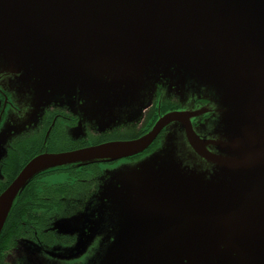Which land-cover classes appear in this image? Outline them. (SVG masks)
I'll return each instance as SVG.
<instances>
[{"label": "water", "instance_id": "95a60500", "mask_svg": "<svg viewBox=\"0 0 264 264\" xmlns=\"http://www.w3.org/2000/svg\"><path fill=\"white\" fill-rule=\"evenodd\" d=\"M0 53L2 70L26 61L19 88L30 95L54 90L59 106L68 103V92L85 98L106 91L118 125L139 118L163 83L175 95L202 87L197 97L215 103L218 117L200 134L191 118L204 112L171 110L137 138L35 155L0 194V231L35 174L140 154L173 123L201 162L187 165L179 145L176 155L167 136L162 139L145 168L152 196L140 186L124 205L152 199L155 243L126 247L124 240L110 241L105 229L108 260L99 264L131 259L141 249L146 264H222L207 252L214 247L235 254L237 264H264V0H0ZM39 106L37 112L47 103ZM134 176H141L140 168L115 186ZM96 192L82 213L97 205ZM103 202L102 210L110 209L111 199ZM86 237L69 255L49 253L75 257Z\"/></svg>", "mask_w": 264, "mask_h": 264}, {"label": "rangeland", "instance_id": "374dc122", "mask_svg": "<svg viewBox=\"0 0 264 264\" xmlns=\"http://www.w3.org/2000/svg\"><path fill=\"white\" fill-rule=\"evenodd\" d=\"M36 62L39 66V61ZM13 63L17 66L13 67L18 71L14 70L11 72L2 70L3 65L0 63L1 88L10 90L17 96L18 99H22L30 104L32 103L37 108H40L39 105L42 103H47V106H59L61 104L59 103L60 97L54 93V90L49 91L44 89L46 94L34 93L35 95H30L25 89L19 88L18 86L20 85V82L23 81V75L21 72H26V67L23 65L26 64V61L24 59H19L14 60ZM36 67H34L33 70L36 69ZM203 92L204 89L201 87L200 93L190 90L183 94L180 91L176 96L182 103L185 101L186 103H189L191 99L198 98L197 95L201 96ZM66 97L67 99L65 97L64 98L65 101H68V103L63 104L61 107H65L74 115L83 114L86 119L85 121H87V123L91 126V132L101 134L102 132H107L108 130L118 126V116H115L112 112L107 110L108 106L111 104L109 103V96L106 91L96 90L95 93L87 95L85 98L81 97V95H74L72 98L71 93L68 92L66 93ZM202 107L205 110L201 111L200 109L202 108H197L192 104H189L188 106V108L193 110L211 112L212 115H214V119H206L205 126L202 131L198 129V133L200 134L203 132H210L213 129L212 127L218 121L216 111L217 106L215 103H209L207 100V104ZM12 113L17 114L15 110H13ZM39 114L40 112L35 114L36 116L32 118L30 122L31 125L39 119ZM10 117L11 116H9L8 121L5 118L0 124V158L3 156L5 151L3 146H5L6 141L12 138L11 135L13 129L9 121ZM112 124L114 125L110 128ZM119 129L121 133H124V128L119 127ZM166 136V140L171 146H173L176 151V155H180L178 149L179 145V148L186 158L185 161L187 165L190 166L194 163L201 162V159L195 154L184 139V132L179 130V127L173 124L171 126V131L163 134L160 143L157 142L150 150L141 153L140 156L130 159H119L111 162L109 165L101 164V172L98 178L99 193L97 196V205L90 204L87 212L82 213V211H80L69 218H59L55 223L57 234L73 237L75 241L73 244L70 246H64L59 243L47 246L43 243L31 240L20 241L17 250L12 253L13 259L16 260L18 264H99L100 262L108 260L106 257L109 254L107 245L101 244L102 238H104V235L101 233L105 229H108L111 232L110 241L115 238L117 239L116 243L119 244L120 241L123 242L124 240L123 244L126 247L134 244V246L139 245V247L142 248L141 245H145L152 240L155 243L156 237L152 199H145L146 202L142 205L133 207L130 206L127 210L124 209V205L126 203L125 198L140 194L138 192H134L139 190L140 186H144L146 190L145 192H148L150 193L149 195H151V178L150 174L145 172V168L146 166H149V157L152 153H154V151H157L161 147L162 139ZM137 168H140L141 176H134V178L126 180L120 186H115L116 180L127 177L129 172H134ZM48 178L50 182H60L66 179L63 173H56ZM107 197L112 201L111 207L110 209L103 211L101 206L104 204L103 201ZM98 206H100V209L97 208ZM105 212H108V216L104 215ZM83 234L87 235V243L81 254L71 257L70 259H58L50 256L51 254L49 252L69 255L71 253L70 251L75 248L77 243H79L80 237ZM95 242H97V246L94 245ZM221 250H223L221 247H214L210 248L207 252L212 251L222 264H237V256L235 254L227 255ZM140 253L141 254H138L137 256L134 255V258L130 256L131 259H127L129 256H124V258L120 259L122 260L120 262L118 260H113V264H146L147 259L145 257V252L141 249ZM153 253L154 251H152V254ZM98 255L102 260L95 258ZM141 256L143 258H141Z\"/></svg>", "mask_w": 264, "mask_h": 264}, {"label": "flooded vegetation", "instance_id": "af4514ba", "mask_svg": "<svg viewBox=\"0 0 264 264\" xmlns=\"http://www.w3.org/2000/svg\"><path fill=\"white\" fill-rule=\"evenodd\" d=\"M156 88L157 91L152 104L148 109L143 111L138 120L126 124L121 123L116 128L108 130L107 134H95L91 132L90 124L87 123V121H84L81 116L70 113L65 107L63 108L55 105L43 108L39 114V119L31 125L30 122L32 118L36 116L35 114L39 113L36 111L34 104L18 99L10 90L0 87V124L5 118L8 121L9 116H11L9 121L13 129L11 135L12 138L6 141L5 146H3V148H5L4 154L0 158V194L13 181L14 177L22 170L28 161H30L35 155L44 153V151L53 152L49 151L52 147L68 146L64 151L75 150L76 148L87 147L89 145H97L93 144V141L97 140L99 136H107L110 134V138L106 140L107 142L111 140L118 141L133 139L128 138L129 132H141L145 128V117L150 110H153L155 104L158 105V108L156 107L157 110H154L157 115L155 121L160 115L170 112L171 110L180 111L185 108L190 110L191 108H188L189 104H192L197 108H202L200 109L201 111L205 110L202 106L207 104L206 99L194 98L191 99L189 103H186V101L182 103L166 83L158 84ZM13 110H15L17 114H13ZM213 117L214 115H212L211 112L206 111L202 113V115L192 117L191 123L193 129H195L196 132H198V129L202 131L206 119H214ZM172 125L173 123L166 128H163L151 146L148 149L141 151L140 154L150 150L157 142L160 143L163 134L171 131ZM119 127L124 128V133L120 132ZM114 135L116 138H111V136ZM36 151L38 152L34 154ZM140 154L120 159H130L138 157ZM195 154L197 155L196 152ZM113 161L117 160L99 161V174L101 172V164L109 165ZM70 167L74 170L72 172H77L78 169H80H73V165H70ZM56 173H63L66 177L65 180L60 182L67 183L77 181L78 183L83 184L82 181L78 180L79 178H74V176L69 177V171L56 170L54 172H47L43 176L35 178V180L26 188L27 192H29L30 187H33L35 190L44 184L54 185L58 183L59 181L50 182L48 178ZM99 174L97 175L98 178ZM27 192H25L24 195H26ZM54 207L55 203L53 204V209ZM29 209L32 211L30 216L23 212V215L20 214L12 219L16 224L20 223L21 227L19 226L13 232L12 245H0V264H18V262L13 259L12 253L17 250L20 241L31 240L43 243L47 246L59 243L64 246H70L75 242L73 237L63 234L58 235L56 230H52V225L58 220V218H69L75 214L62 215L58 213L46 216L44 214L45 212L41 209L33 210L35 209L34 207H30ZM48 223L49 226L47 227ZM94 245L97 246V242H95ZM50 256L54 257L52 255Z\"/></svg>", "mask_w": 264, "mask_h": 264}, {"label": "trees", "instance_id": "16d2710c", "mask_svg": "<svg viewBox=\"0 0 264 264\" xmlns=\"http://www.w3.org/2000/svg\"><path fill=\"white\" fill-rule=\"evenodd\" d=\"M158 105L155 104L153 110L149 111L145 117V128L141 132H129L128 138H137L140 135L146 133L150 127L155 122V118L157 115L154 110H157ZM163 108V106L161 105ZM157 112V111H156ZM140 117V116H139ZM83 119V118H82ZM137 118L136 120H138ZM111 130V129H110ZM108 132V131H107ZM107 132H102L101 134H107ZM111 135V134H110ZM110 135L99 136L97 140L93 141V144L105 143L107 142ZM121 137V136H118ZM111 138H116V136H111ZM113 141V140H111ZM117 141V140H116ZM68 146H55L50 148L49 151H64ZM36 151L34 154H36ZM98 162H87L86 164L81 165H73L74 168H80L77 172H72V168L67 164L66 166H56L55 168L46 169L43 172L35 174L29 180L25 187L22 188L13 200L12 206L9 209V213L5 219L4 225L0 231V245L5 244L7 246L12 245V234L20 226V223L16 224L13 222V218L18 215H23L27 213V215H31L30 207H34L36 209H41L45 213V215H73L79 213V211L83 210L84 205L89 201L90 197L93 196L98 190V174L100 166H98ZM56 170H65L69 171V177H76L78 180L82 181L83 184L78 183L77 181L72 182H58L54 185H43L34 190L33 187H30L29 192H27L26 188L30 183H32L35 178L43 176L47 172H54ZM95 172V173H94ZM94 173V174H91ZM68 178V177H67ZM70 179V178H69ZM88 189V190H87ZM25 192H27L26 195ZM55 203V207L53 209V204ZM57 207V208H56ZM16 224V225H15ZM38 226V224H37ZM49 223L47 224V227ZM54 223L52 225V230ZM21 227V226H20Z\"/></svg>", "mask_w": 264, "mask_h": 264}]
</instances>
